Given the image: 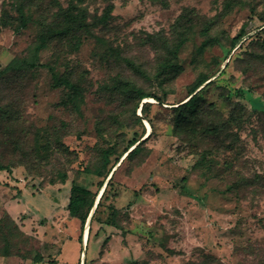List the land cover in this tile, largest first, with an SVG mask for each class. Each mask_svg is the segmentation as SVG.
I'll use <instances>...</instances> for the list:
<instances>
[{"label":"rangeland","instance_id":"1","mask_svg":"<svg viewBox=\"0 0 264 264\" xmlns=\"http://www.w3.org/2000/svg\"><path fill=\"white\" fill-rule=\"evenodd\" d=\"M70 13L84 25H67ZM262 17L264 0H0V71L15 62L0 76V164L13 173L0 172L12 182H0V264L47 262L79 240L71 187L99 191L104 178L84 169L108 147L112 182L82 257L70 240L66 260L264 264ZM176 45L180 71L164 72ZM202 76L199 108L177 128L176 107ZM128 83L158 99L128 95Z\"/></svg>","mask_w":264,"mask_h":264},{"label":"trees","instance_id":"2","mask_svg":"<svg viewBox=\"0 0 264 264\" xmlns=\"http://www.w3.org/2000/svg\"><path fill=\"white\" fill-rule=\"evenodd\" d=\"M21 12H22V9H21ZM84 19H85V14H83V13H81V19H77V16H75L73 13H70V19L69 20L66 19V22H67V25H74L76 23H79V25H84L82 23V21ZM261 20L264 22V17H262ZM181 22H182V18H181ZM243 36H244V33H241L240 35L236 36L233 39V44H232L233 47H236L241 42V40L243 39ZM44 43H45V40L42 39L40 44L36 47L37 51H39L43 48ZM177 46H179V45H176V48L171 50V57L165 63L164 68H163L164 72L177 73L180 71L181 66L176 61L178 58V51H179V47H177ZM27 63H26L27 66H34L36 64L35 61L30 62L28 64ZM21 64L23 65V63H21ZM11 68H15V62L11 63L4 70L0 71V76L3 74L4 71L9 70ZM137 70H138V67H137ZM51 71H52V75H53V78H54V81L56 82V84L65 85L66 87L73 88L72 90L74 91L75 85L73 84L71 79H69L68 77L60 76L53 69H51ZM207 81H208L207 76L199 77L195 81V83L192 85V87L190 88L189 98L184 103L179 104L176 107V110H178L177 115H176V127L177 128L181 127V124L186 122L190 118L191 114L193 115L197 112V110L199 108V103H200L199 92L202 89V86ZM125 87H126V93L128 95L134 90V92L139 94L140 99H147V98L148 99H152V98L158 99L157 95H155L154 93H148L143 88H138L135 85H131L128 83ZM75 92H77V91H75ZM147 138H148V136H146V138L142 141H139V140L133 141L128 148L124 149L123 153L118 158L123 157L125 160L127 158L132 157L136 153H138L141 149V144L145 140H147ZM116 150H117L116 147H108L106 149H103L100 163H98L96 168L92 169L90 167H86L84 169V171L88 174H93V175H96L98 177L104 178V180L100 183V189L98 192H95L92 189H90L84 185L75 183V182L72 184L70 198H69V204H68V210H69L71 217L79 219L81 221L83 233H82V236L79 237L80 242H83V235H84V231L87 227V222L90 218V215L92 213L93 208H95L97 198H98V195H99L101 189L103 188V186L106 187L105 192H104L101 200L99 201L94 214L91 216L92 221L95 218V215H96V212L98 211V208L102 204V200L104 199V196L107 192V188L110 186V184L112 182L113 175L111 176L109 181H107L109 178V175L112 172V170L109 172L108 167L112 163L111 158L117 154ZM119 162H120V159H118V161L116 163H119ZM0 171H8V172L12 173L11 168L4 166L2 164H0ZM61 178L63 181H66L67 180V173H63L61 175ZM132 204L133 203H130V205H132ZM106 224L119 227L115 222V218L113 219L112 217L108 218ZM3 255L4 256H10L11 253L7 251V252L3 253ZM33 260H35L36 262H45V258L43 255L36 256ZM47 262H49L51 264L57 263V261L53 258H50Z\"/></svg>","mask_w":264,"mask_h":264},{"label":"crops","instance_id":"3","mask_svg":"<svg viewBox=\"0 0 264 264\" xmlns=\"http://www.w3.org/2000/svg\"><path fill=\"white\" fill-rule=\"evenodd\" d=\"M1 172V171H0ZM8 172V171H7ZM9 173L10 172H8V176H10L9 175ZM11 174V173H10ZM13 174V173H12ZM4 178V179H3ZM2 178V176L0 175V182L1 183H4V180L6 181V182H8V183H10L11 182V178L10 179H8L7 177H3ZM11 184H12V182H11ZM69 204V203H68ZM53 212H56V214H57V210L55 209V210H53ZM67 214L69 215V218H72L71 216H70V213H69V210L67 209ZM56 214L55 215H53L52 214V218H50V219H48V221H46V224L48 225V227H52V225L53 224H59L58 223V221H56L55 220V216H56ZM73 219H75V218H73ZM39 227H41V230L43 229V228H46L47 226H44V224L42 223ZM86 231H87V229H85ZM69 239V238H68ZM70 240H73V241H77V243H76V247L77 248H79L80 249V252H81V257H82V253H83V249L84 248H86V245L84 246V241H83V243H81L79 240H77V238H76V236L73 238V239H69V240H67V242L66 243H62V245H61V247H60V251H59V253H58V255H56L55 256V260L57 261V263H55V264H75V261L76 260H79V259H76V257H75V259H73V260H66L65 258H64V247H65V245L70 241ZM8 258H10V260L12 259V258H14V257H8ZM4 259H6V258H4ZM83 263L85 262V259H84V261H82ZM44 263H49V262H36L35 260H27V263L26 264H44ZM51 264V263H50ZM85 264V263H84Z\"/></svg>","mask_w":264,"mask_h":264},{"label":"water","instance_id":"4","mask_svg":"<svg viewBox=\"0 0 264 264\" xmlns=\"http://www.w3.org/2000/svg\"><path fill=\"white\" fill-rule=\"evenodd\" d=\"M113 173H114V171L112 172V174H113ZM112 174L110 175V177L108 178V180H107V181H109V179L111 178Z\"/></svg>","mask_w":264,"mask_h":264},{"label":"bare ground","instance_id":"5","mask_svg":"<svg viewBox=\"0 0 264 264\" xmlns=\"http://www.w3.org/2000/svg\"><path fill=\"white\" fill-rule=\"evenodd\" d=\"M88 227H89V224L87 225V229H88Z\"/></svg>","mask_w":264,"mask_h":264}]
</instances>
